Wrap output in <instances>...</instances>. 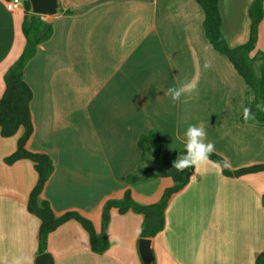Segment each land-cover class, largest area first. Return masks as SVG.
<instances>
[{
	"label": "crops",
	"instance_id": "crops-1",
	"mask_svg": "<svg viewBox=\"0 0 264 264\" xmlns=\"http://www.w3.org/2000/svg\"><path fill=\"white\" fill-rule=\"evenodd\" d=\"M254 0H219L222 33L230 47L250 37ZM0 0V99L4 75L22 53V8ZM60 13L42 16L51 37L24 69L33 131L26 148L48 155L54 170L41 197L55 215L76 212L102 232L103 207L129 190L142 205L157 203L171 177L129 182L142 169L138 139L157 131L165 158L184 149L190 125H203L206 142L232 170L264 164V127L242 121L249 87L230 60L209 43L196 0H60ZM264 8V5H263ZM257 49L264 52V17ZM212 64L205 71V62ZM194 81L196 90L173 102L164 93ZM0 135V258L36 264L40 219L28 209L38 173L32 161L8 164L23 135ZM109 247L93 252L75 219L48 236L53 264H144V216L113 208ZM162 231L150 237L156 264H255L264 252V171L225 176L210 160L174 193Z\"/></svg>",
	"mask_w": 264,
	"mask_h": 264
},
{
	"label": "trees",
	"instance_id": "trees-1",
	"mask_svg": "<svg viewBox=\"0 0 264 264\" xmlns=\"http://www.w3.org/2000/svg\"><path fill=\"white\" fill-rule=\"evenodd\" d=\"M204 13L203 28L205 35L212 47L224 54L232 63L237 73L245 80L249 87L246 105L250 106L254 114L252 120L264 127V52L257 49L259 25L264 17V0H254L249 15L251 18V30L249 40L238 47H230L222 33V19L219 10V0H196ZM25 17L22 25L25 36V46L4 75L5 92L0 99V135L10 137L21 128L23 135L18 140L16 151L6 158L8 164L21 159L33 162L38 173V180L29 196L28 209L40 219L39 229V254L46 253L48 236L64 222L75 219L88 232L91 249L96 253H103L109 247L106 229L110 221V213L116 208L120 213L133 211L144 216L141 236L142 238L155 237L163 230L166 223L165 212L171 196L184 188L194 169L186 172H177L172 167L174 160L165 158L161 150V138L157 131L143 134L138 139V147L141 151L142 169L137 175H130L129 182L154 177H171L174 185L166 189L161 199L152 205L137 203L129 190L121 199L108 200L102 213V232L97 233L93 223L76 212H68L62 216L54 214L50 203L41 197L44 186L54 170L52 159L41 153H34L26 148V143L33 131L31 121L30 103L32 91L23 78L24 69L28 62L36 54L39 45L47 41L52 33V24L43 19L41 15L32 13L28 0L24 3ZM249 97L253 101L249 104ZM243 120V116L241 118ZM182 149L179 155L184 153ZM213 162H221L220 168L225 176H241L248 173L264 171V164L253 167L232 170L223 167V157L214 153L211 158ZM217 164V163H216ZM151 264H156L154 256ZM255 264H264V252L260 253Z\"/></svg>",
	"mask_w": 264,
	"mask_h": 264
},
{
	"label": "clouds",
	"instance_id": "clouds-1",
	"mask_svg": "<svg viewBox=\"0 0 264 264\" xmlns=\"http://www.w3.org/2000/svg\"><path fill=\"white\" fill-rule=\"evenodd\" d=\"M212 64L205 62L203 68L205 71L211 69ZM197 84L194 81L185 82L179 87H170L164 93L174 103L179 101L181 96L186 93H192L196 90ZM249 104L252 103L253 97H249ZM254 114L250 106L243 107V120L245 122L253 120ZM184 141V153L178 155L177 158L172 162V167L177 172H186L188 169H197L202 166H207L210 162L211 156L215 153V145L212 142H206L207 133L203 125H190L186 129ZM217 163L220 166L221 162ZM222 166L229 167V162L224 160ZM0 264H8L5 258H0ZM11 264H33V262L24 256L14 257Z\"/></svg>",
	"mask_w": 264,
	"mask_h": 264
},
{
	"label": "water",
	"instance_id": "water-1",
	"mask_svg": "<svg viewBox=\"0 0 264 264\" xmlns=\"http://www.w3.org/2000/svg\"><path fill=\"white\" fill-rule=\"evenodd\" d=\"M31 5L32 13L41 16H56L60 13V0H28ZM151 240L142 238L140 240V253L144 264H151L153 253L150 248ZM36 264H53L52 258L48 253L37 256Z\"/></svg>",
	"mask_w": 264,
	"mask_h": 264
},
{
	"label": "built area",
	"instance_id": "built-area-1",
	"mask_svg": "<svg viewBox=\"0 0 264 264\" xmlns=\"http://www.w3.org/2000/svg\"><path fill=\"white\" fill-rule=\"evenodd\" d=\"M26 0H6L5 5L9 11H14L23 7Z\"/></svg>",
	"mask_w": 264,
	"mask_h": 264
},
{
	"label": "rangeland",
	"instance_id": "rangeland-1",
	"mask_svg": "<svg viewBox=\"0 0 264 264\" xmlns=\"http://www.w3.org/2000/svg\"><path fill=\"white\" fill-rule=\"evenodd\" d=\"M110 221H111V218H110ZM110 221H109V223H110ZM109 223H108V225H109ZM107 238H108V236H107ZM108 241H109V239H108Z\"/></svg>",
	"mask_w": 264,
	"mask_h": 264
}]
</instances>
